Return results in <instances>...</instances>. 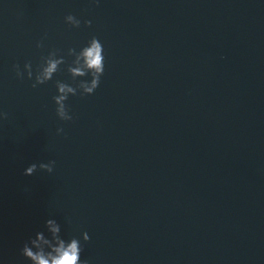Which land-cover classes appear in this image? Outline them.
<instances>
[{"label":"water","instance_id":"1","mask_svg":"<svg viewBox=\"0 0 264 264\" xmlns=\"http://www.w3.org/2000/svg\"><path fill=\"white\" fill-rule=\"evenodd\" d=\"M93 37L104 74L61 121L67 63L35 69ZM0 112V264L48 219L87 264H264V0H0Z\"/></svg>","mask_w":264,"mask_h":264},{"label":"clouds","instance_id":"2","mask_svg":"<svg viewBox=\"0 0 264 264\" xmlns=\"http://www.w3.org/2000/svg\"><path fill=\"white\" fill-rule=\"evenodd\" d=\"M97 7L99 0H91ZM65 23L72 29L81 27V20L76 16L69 14L65 17ZM85 27H91V21H84ZM37 48H44L43 42L37 43ZM66 55L71 57V63L65 60L64 54L58 49H52L46 56H41L40 63L35 69V76L31 62L24 64L21 71L19 64L13 65V71L18 80H23L25 74L28 80H33L31 87L45 85L61 71V66L67 63V72L70 74L75 86L56 81L57 95L53 97L56 105V115L61 121L69 122L73 119L70 110L66 106V101L70 96L79 94L81 97L91 96L99 87L101 77L105 71L104 48L100 40L93 37L87 45L77 51L76 48H69ZM90 77L89 79H85ZM77 81H79L77 83ZM8 119V114L0 112V120ZM63 129H58V133ZM55 161L49 163H40L39 170L51 174ZM38 170L37 164L28 166L25 176H32ZM45 231H38L34 238H29L20 250V256L28 264H87V261H81V252L83 251L81 239L75 236L65 240L61 236V226L55 219H48L45 222ZM82 240L87 243L90 237L87 233L82 234Z\"/></svg>","mask_w":264,"mask_h":264}]
</instances>
